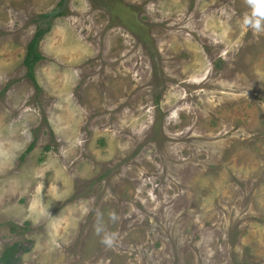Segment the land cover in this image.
<instances>
[{"label": "rangeland", "instance_id": "1", "mask_svg": "<svg viewBox=\"0 0 264 264\" xmlns=\"http://www.w3.org/2000/svg\"><path fill=\"white\" fill-rule=\"evenodd\" d=\"M60 1L36 87L27 44ZM14 242L20 264H264L259 0H0Z\"/></svg>", "mask_w": 264, "mask_h": 264}, {"label": "trees", "instance_id": "2", "mask_svg": "<svg viewBox=\"0 0 264 264\" xmlns=\"http://www.w3.org/2000/svg\"><path fill=\"white\" fill-rule=\"evenodd\" d=\"M67 12L64 9L63 2H59L52 10L43 13L42 17L45 18V25L38 26V29L35 30V34L32 39L27 44V51L24 57V65L27 68V76L34 82L37 86L36 78H35V66L37 63L41 61L43 58L39 45L43 39L44 34L47 29H49V25L51 23L52 18H56L58 16H63ZM48 22V23H47ZM47 23V25H46ZM34 148V143H32L22 154V157L25 156L28 152H30ZM46 148H50L49 145ZM16 226H14V230ZM28 248L23 247L20 243L14 242L12 244L6 245L2 251H0V264H20V253L23 251H27Z\"/></svg>", "mask_w": 264, "mask_h": 264}, {"label": "clouds", "instance_id": "3", "mask_svg": "<svg viewBox=\"0 0 264 264\" xmlns=\"http://www.w3.org/2000/svg\"><path fill=\"white\" fill-rule=\"evenodd\" d=\"M259 3L262 5V6H264V0H259ZM247 23V22H246ZM255 27L257 28V29H259V24L257 23L256 25H255Z\"/></svg>", "mask_w": 264, "mask_h": 264}]
</instances>
